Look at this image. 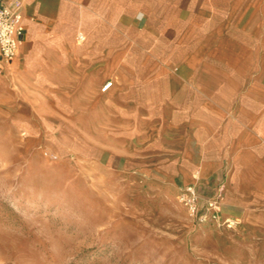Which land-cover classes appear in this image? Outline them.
Listing matches in <instances>:
<instances>
[{
  "label": "crops",
  "instance_id": "crops-1",
  "mask_svg": "<svg viewBox=\"0 0 264 264\" xmlns=\"http://www.w3.org/2000/svg\"><path fill=\"white\" fill-rule=\"evenodd\" d=\"M3 4L23 15L0 75L18 124L36 133L47 125L38 118L88 117L93 149L153 157L175 192L198 185L218 221L261 220L264 0Z\"/></svg>",
  "mask_w": 264,
  "mask_h": 264
},
{
  "label": "rangeland",
  "instance_id": "rangeland-1",
  "mask_svg": "<svg viewBox=\"0 0 264 264\" xmlns=\"http://www.w3.org/2000/svg\"><path fill=\"white\" fill-rule=\"evenodd\" d=\"M17 103L0 92V264H264V214L200 221L153 157L93 149L88 117L30 133Z\"/></svg>",
  "mask_w": 264,
  "mask_h": 264
},
{
  "label": "built area",
  "instance_id": "built-area-1",
  "mask_svg": "<svg viewBox=\"0 0 264 264\" xmlns=\"http://www.w3.org/2000/svg\"><path fill=\"white\" fill-rule=\"evenodd\" d=\"M24 32L23 15L17 8L8 5L0 6V75L4 73V65L11 62L17 55ZM79 39L82 36L79 35ZM112 82H107L101 88L105 91ZM178 200L186 208L188 214L200 221L206 218H217L215 203L204 199L195 184L181 188Z\"/></svg>",
  "mask_w": 264,
  "mask_h": 264
},
{
  "label": "bare ground",
  "instance_id": "bare-ground-1",
  "mask_svg": "<svg viewBox=\"0 0 264 264\" xmlns=\"http://www.w3.org/2000/svg\"><path fill=\"white\" fill-rule=\"evenodd\" d=\"M1 87V86H0ZM249 90V89H248ZM250 91V90H249ZM245 95V94H244ZM246 98V97H245ZM246 101V100H245ZM254 103H257V102H254ZM252 104H253V102H252ZM254 105V107H255V104H253ZM240 106H242L241 104H240ZM244 106V105H243ZM256 106H257V104H256ZM253 108V107H252ZM256 108V107H255ZM256 110V109H255ZM258 114V113H257ZM262 117V116H261ZM47 127H49V125L47 126ZM50 128V127H49ZM258 128V126L255 128V130ZM263 129H264V127H263ZM61 132V131H60ZM258 132H260V130L258 131ZM260 133H262V132H260ZM263 133H264V131H263ZM263 135V134H262ZM261 135V136H262ZM48 136V135H47ZM264 136V135H263ZM58 138V137H57ZM55 140V139H54ZM57 140V139H56ZM59 140V139H58ZM48 142V141H47ZM55 142V141H54ZM55 144V143H54ZM58 144V143H57ZM56 145V144H55ZM57 146V145H56ZM58 146H59V144H58ZM61 146V145H60ZM243 146V145H242ZM245 146V145H244ZM243 146V147H244ZM61 147H63V146H61ZM42 149V148H41ZM40 150V149H39ZM56 150V149H55ZM255 150V149H254ZM60 152H61V150H59ZM95 151V150H94ZM256 151V150H255ZM91 152H93V151H91ZM41 153V152H40ZM244 153H245V151H244ZM259 153V152H258ZM243 155V154H242ZM248 155V154H247ZM256 155V154H255ZM237 161V160H236ZM185 164H186V162H185ZM188 164V163H187ZM208 165H209V163H208ZM184 166V165H183ZM214 166V165H213ZM212 166V167H213ZM181 167V166H180ZM186 167V166H185ZM207 167V166H206ZM239 167V166H238ZM237 167V168H238ZM165 168V167H164ZM187 168H189V167H187ZM237 168H236V170H237ZM257 169H259V168H257ZM237 172V171H236ZM236 172L234 173V174H236ZM233 175V174H232ZM236 175H238V174H236ZM239 179V178H238ZM257 179V178H256ZM260 180V179H259ZM262 180V179H261ZM239 181V180H238ZM249 183V182H248ZM264 183V182H263ZM172 184V183H171ZM252 185V184H251ZM241 186H242V184H241ZM174 187V186H173ZM235 187V186H234ZM171 189H169V190H172V192H174V190L176 189V187H175V189L173 190L172 189V187H170ZM240 188V187H239ZM239 188L237 189V190H239ZM242 189H244V187H242ZM247 189V188H246ZM246 192H247V190H245ZM243 192H244V190H243ZM176 193V192H175ZM175 193H173V194H175ZM235 193V192H234ZM170 195V194H169ZM222 195V194H221ZM235 195V194H234ZM173 196V195H172ZM175 196V195H174ZM175 199H176V197H175ZM174 199V200H175ZM220 199V198H219ZM174 203H176L177 205H178V203L179 202H174ZM229 205V204H228ZM227 210V209H226ZM235 212V211H234ZM230 214V213H229ZM224 215V214H223ZM225 218V217H224ZM234 222V221H233ZM228 226V225H227ZM208 229V228H207ZM207 232V231H206ZM210 235V234H209ZM198 236V235H197ZM200 239V238H199ZM197 241H198V239H197ZM228 249V248H227ZM230 257H231V255H229Z\"/></svg>",
  "mask_w": 264,
  "mask_h": 264
}]
</instances>
